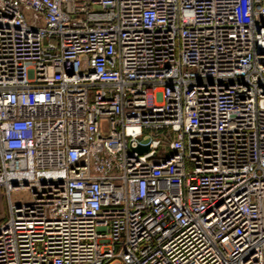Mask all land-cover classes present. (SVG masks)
<instances>
[{
	"label": "built area",
	"instance_id": "built-area-1",
	"mask_svg": "<svg viewBox=\"0 0 264 264\" xmlns=\"http://www.w3.org/2000/svg\"><path fill=\"white\" fill-rule=\"evenodd\" d=\"M0 188V264H264V0H0Z\"/></svg>",
	"mask_w": 264,
	"mask_h": 264
},
{
	"label": "rangeland",
	"instance_id": "rangeland-1",
	"mask_svg": "<svg viewBox=\"0 0 264 264\" xmlns=\"http://www.w3.org/2000/svg\"><path fill=\"white\" fill-rule=\"evenodd\" d=\"M27 196L28 193L22 189L14 190L11 194L13 201H17V199ZM9 201H10V196L8 195V193H6L4 188H0V221L3 220V218H5L8 212Z\"/></svg>",
	"mask_w": 264,
	"mask_h": 264
},
{
	"label": "water",
	"instance_id": "water-1",
	"mask_svg": "<svg viewBox=\"0 0 264 264\" xmlns=\"http://www.w3.org/2000/svg\"><path fill=\"white\" fill-rule=\"evenodd\" d=\"M147 149H148L147 146H141V147L138 148V150H139L140 152H144V151H146Z\"/></svg>",
	"mask_w": 264,
	"mask_h": 264
}]
</instances>
